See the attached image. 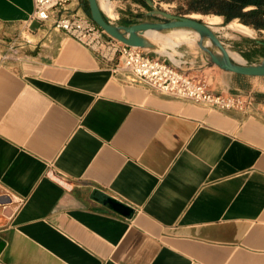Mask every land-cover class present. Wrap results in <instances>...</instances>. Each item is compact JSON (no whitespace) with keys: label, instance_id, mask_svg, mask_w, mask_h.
Masks as SVG:
<instances>
[{"label":"crops","instance_id":"1","mask_svg":"<svg viewBox=\"0 0 264 264\" xmlns=\"http://www.w3.org/2000/svg\"><path fill=\"white\" fill-rule=\"evenodd\" d=\"M32 9L0 0V26ZM30 30L19 58L0 53V264H264V117L150 93ZM215 74V92L264 78Z\"/></svg>","mask_w":264,"mask_h":264},{"label":"rangeland","instance_id":"2","mask_svg":"<svg viewBox=\"0 0 264 264\" xmlns=\"http://www.w3.org/2000/svg\"><path fill=\"white\" fill-rule=\"evenodd\" d=\"M111 10L115 14L110 20L115 23L137 22L145 18L148 7L143 0H108ZM155 7L164 9L178 15H190L198 18L202 22L211 26L216 36L222 41L224 46L238 53L245 63H256L264 57V29H256L249 24L243 23L239 18H232L226 21L224 16L219 14L225 9L223 5L226 0H190L194 8L186 9V0H153ZM189 1V0H187ZM83 9L87 13L86 0H83ZM188 5V4H187ZM191 5V6H192ZM185 7V8H184ZM255 4H248L243 11L255 8ZM88 14V13H87ZM208 15L210 18H206ZM153 20H162V17L151 16ZM242 23L250 27L248 33L236 29L228 28V23ZM226 28V29H225ZM14 31L12 32L11 30ZM236 30V31H235ZM177 31V32H176ZM180 30L171 29L161 32L171 37V44H164L163 40H156L155 48L149 50V54L154 57L165 59L167 62L176 64L180 68L191 72L195 77L204 80L208 88H225V81L217 77L215 71H219L217 66L208 63L206 54L199 48L194 37V32L189 29L182 30L184 34H179ZM175 32V33H174ZM228 33V34H226ZM30 31L25 24L16 28H6L0 26V53L1 57L7 60L19 58L18 48L25 45L29 38ZM187 34V35H186ZM186 35V36H185ZM146 36V35H145ZM181 37V38H180ZM190 37V38H189ZM148 38V37H147ZM191 39V40H190ZM190 40V41H189ZM236 79L225 77L234 81L235 88L222 91L223 94H239L243 98L244 110L258 112L264 117V78L235 77ZM215 92V91H213Z\"/></svg>","mask_w":264,"mask_h":264},{"label":"built area","instance_id":"3","mask_svg":"<svg viewBox=\"0 0 264 264\" xmlns=\"http://www.w3.org/2000/svg\"><path fill=\"white\" fill-rule=\"evenodd\" d=\"M33 22L48 23L52 29L72 37L126 83L140 84L150 93L208 108L245 111L241 95L213 92L191 72L150 55L148 49L107 35L73 0H33L32 12L25 22L30 32Z\"/></svg>","mask_w":264,"mask_h":264},{"label":"water","instance_id":"4","mask_svg":"<svg viewBox=\"0 0 264 264\" xmlns=\"http://www.w3.org/2000/svg\"><path fill=\"white\" fill-rule=\"evenodd\" d=\"M143 1L148 7L145 18L133 23H115L109 20L100 8L98 0H86L87 13L91 20L107 35L128 45L148 50L155 48V44L144 35L148 31L163 32L178 28L195 31L198 34L196 43L206 54L209 64L239 75L264 77V57L256 63L236 62L230 57L228 49L214 31L201 20L157 8L153 0ZM151 16L162 17V20L150 19ZM205 40H208V44L205 43ZM103 202L124 216H129L133 212V208L113 197L106 196Z\"/></svg>","mask_w":264,"mask_h":264},{"label":"trees","instance_id":"5","mask_svg":"<svg viewBox=\"0 0 264 264\" xmlns=\"http://www.w3.org/2000/svg\"><path fill=\"white\" fill-rule=\"evenodd\" d=\"M144 5L146 3L143 1ZM248 4H255V8L243 11ZM264 0H229L224 2L225 9L218 13L223 15L226 21L232 18H239L243 23L249 24L256 29H264V9L262 8ZM124 23H130L124 21Z\"/></svg>","mask_w":264,"mask_h":264},{"label":"bare ground","instance_id":"6","mask_svg":"<svg viewBox=\"0 0 264 264\" xmlns=\"http://www.w3.org/2000/svg\"><path fill=\"white\" fill-rule=\"evenodd\" d=\"M98 3H99V6H100V8L102 9V11L104 12V14L108 17V19L110 20L113 16H115V14L112 12V10H111V5H110V3H109V1L108 0H98ZM190 16V15H189ZM190 17H192V16H190ZM210 17H212V16H210ZM208 15H206V18H210ZM192 18H195V17H192ZM198 19V18H197ZM204 22V21H203ZM205 23V22H204ZM206 24V23H205ZM208 25V24H207ZM209 26V25H208ZM225 26H227L228 28H232V29H236V30H239V31H241V32H246V33H248L249 32V30H250V27H248L247 25H245V24H242V23H235V22H231L230 21V23H228L227 25H225ZM210 28H211V26H209ZM212 29V28H211ZM226 29V28H225ZM177 30H180L179 31V34H184V31H182V30H185V29H182V28H178ZM235 30V31H236ZM212 31H214L213 29H212ZM248 31V32H247ZM177 32V31H176ZM194 32V37L195 36H197V38H198V34L195 32V31H193ZM175 33V32H174ZM226 34H228V33H226ZM144 35H146L145 37L148 39V40H150L151 42H153V43H155V42H157L156 40H163V43L164 44H171L172 43V39H171V37H172V35H171V37L169 36V35H167V34H164V35H162V33L161 32H157V31H148V32H146ZM187 35V34H186ZM185 35V36H186ZM181 38V37H180ZM190 38V37H189ZM191 40V39H190ZM189 40V41H190ZM205 43L206 44H208V40H205ZM228 53H229V55H230V57L234 60V61H236V62H242L243 61V59H242V57L238 54V53H236V52H232V51H230V50H228Z\"/></svg>","mask_w":264,"mask_h":264},{"label":"flooded vegetation","instance_id":"7","mask_svg":"<svg viewBox=\"0 0 264 264\" xmlns=\"http://www.w3.org/2000/svg\"><path fill=\"white\" fill-rule=\"evenodd\" d=\"M24 47H25L24 45H20V46H19L18 51H16V52L19 53L18 56H21V54L24 52Z\"/></svg>","mask_w":264,"mask_h":264}]
</instances>
